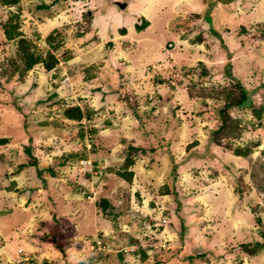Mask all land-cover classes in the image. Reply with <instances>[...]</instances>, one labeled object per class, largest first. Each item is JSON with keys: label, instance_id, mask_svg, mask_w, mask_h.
Wrapping results in <instances>:
<instances>
[{"label": "rangeland", "instance_id": "374dc122", "mask_svg": "<svg viewBox=\"0 0 264 264\" xmlns=\"http://www.w3.org/2000/svg\"><path fill=\"white\" fill-rule=\"evenodd\" d=\"M16 11L42 52L62 41L52 71L11 73ZM236 83L251 105L219 132ZM0 137V264H264V0L0 5Z\"/></svg>", "mask_w": 264, "mask_h": 264}, {"label": "trees", "instance_id": "16d2710c", "mask_svg": "<svg viewBox=\"0 0 264 264\" xmlns=\"http://www.w3.org/2000/svg\"><path fill=\"white\" fill-rule=\"evenodd\" d=\"M20 3V0H0V5L6 6L8 8L17 6ZM39 7H46L45 5H41ZM149 25V21L145 18L141 19L140 23H137L135 25L136 30L141 31L145 29ZM1 27L3 29L4 38L7 41L14 40L17 37L19 48H20V60L22 62V65L20 66L17 64L16 60H10V64L13 65L14 70H12L11 73L20 70V75L24 76V74L31 70L36 64H41L45 71L49 72L52 71L56 65L59 63V60L57 56L55 55V51L59 49L62 46V41L57 40V34L53 32L49 33L46 37V43L49 45L50 49L42 52L37 45H35L33 42H31L28 38H26L23 35L22 30L20 29V12L16 11L13 13H10V15L7 17L6 20L1 22ZM122 34L126 33V29H121ZM67 59H70V56H66ZM238 87V94L235 98H233L231 101V97H228L227 101L225 102L223 108L221 109L222 112V119H221V125L218 128L217 131L222 132L228 125L227 116L229 117L227 111L229 108H232L233 106H249L251 104L247 103V99L249 97L248 91L243 87L242 84L236 83ZM250 107V106H249ZM253 112L260 116V110L257 108H253ZM63 115L66 119L77 121L79 122L84 116L85 112L79 105H67L63 109ZM217 134V132H216ZM80 137L84 138L83 131L80 130ZM9 141V138L7 137H0V145L5 144ZM130 150H137V147L130 146ZM26 151L30 153V148H26ZM144 151V150H143ZM235 153L237 155H246V151L242 150L239 147H236L234 149ZM78 156L82 158L81 153L80 154H70L69 157ZM134 163V160L130 155H127L126 157V163L123 171H117V174L124 178L125 180H131L133 171L128 170V167ZM29 164L37 165L38 161L36 158H32ZM23 165V164H22ZM51 173H53V170L51 168H47ZM42 171L41 169H38V175H41ZM96 206L100 207L104 212L107 211L108 207H110V203L106 199H100L98 202H96ZM59 231L54 230L51 232V236L53 241L57 240ZM92 249V248H91ZM143 257H145V252H142ZM191 258V256H188ZM120 258H122V254H120ZM84 259V260H83ZM79 258L78 262L75 264H94L92 261V257L87 255L86 258ZM21 264V263H19Z\"/></svg>", "mask_w": 264, "mask_h": 264}, {"label": "water", "instance_id": "95a60500", "mask_svg": "<svg viewBox=\"0 0 264 264\" xmlns=\"http://www.w3.org/2000/svg\"><path fill=\"white\" fill-rule=\"evenodd\" d=\"M121 9L125 8L126 6V3H122V2H117L116 3ZM244 250L247 251V252H254L253 250L249 249V248H246L244 247Z\"/></svg>", "mask_w": 264, "mask_h": 264}, {"label": "built area", "instance_id": "2783aa9c", "mask_svg": "<svg viewBox=\"0 0 264 264\" xmlns=\"http://www.w3.org/2000/svg\"><path fill=\"white\" fill-rule=\"evenodd\" d=\"M87 137H90V138H91V135H86V138H87ZM89 140H90V139H89ZM89 140H88V141H89Z\"/></svg>", "mask_w": 264, "mask_h": 264}]
</instances>
